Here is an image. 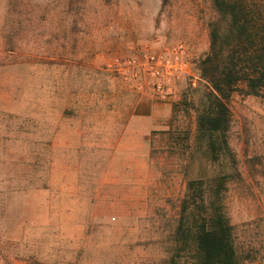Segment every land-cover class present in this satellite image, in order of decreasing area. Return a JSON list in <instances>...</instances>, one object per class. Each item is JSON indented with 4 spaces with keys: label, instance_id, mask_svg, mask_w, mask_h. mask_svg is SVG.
<instances>
[{
    "label": "rangeland",
    "instance_id": "1",
    "mask_svg": "<svg viewBox=\"0 0 264 264\" xmlns=\"http://www.w3.org/2000/svg\"><path fill=\"white\" fill-rule=\"evenodd\" d=\"M27 3L36 18L21 49L0 38V259L192 264L176 234L188 184L225 174L240 264H264V98L227 101L229 150L219 159L197 133L213 92L200 70L211 3ZM177 44L184 74L166 98L110 67Z\"/></svg>",
    "mask_w": 264,
    "mask_h": 264
},
{
    "label": "trees",
    "instance_id": "2",
    "mask_svg": "<svg viewBox=\"0 0 264 264\" xmlns=\"http://www.w3.org/2000/svg\"><path fill=\"white\" fill-rule=\"evenodd\" d=\"M26 1L0 0L5 21L0 38L10 51L21 49L36 18V11ZM208 1L216 17L210 23V49L200 70L213 92L199 114L197 133L217 160L229 150L225 139L231 124L227 101L236 92L264 98V0ZM227 179L224 174L188 184L176 234L187 247L192 264H240L234 228L225 210ZM14 263L8 255L0 259V264Z\"/></svg>",
    "mask_w": 264,
    "mask_h": 264
},
{
    "label": "built area",
    "instance_id": "3",
    "mask_svg": "<svg viewBox=\"0 0 264 264\" xmlns=\"http://www.w3.org/2000/svg\"><path fill=\"white\" fill-rule=\"evenodd\" d=\"M187 49L177 44L156 53H148L143 59L131 54L124 59H115L110 67L132 81H149L156 95L166 98L184 74ZM195 85V83H194Z\"/></svg>",
    "mask_w": 264,
    "mask_h": 264
}]
</instances>
